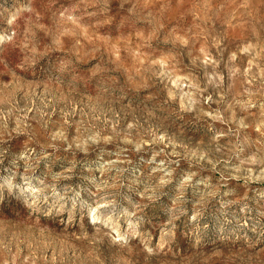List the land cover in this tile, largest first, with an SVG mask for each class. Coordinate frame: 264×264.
I'll use <instances>...</instances> for the list:
<instances>
[{
	"label": "rangeland",
	"instance_id": "rangeland-1",
	"mask_svg": "<svg viewBox=\"0 0 264 264\" xmlns=\"http://www.w3.org/2000/svg\"><path fill=\"white\" fill-rule=\"evenodd\" d=\"M0 264H264V0H0Z\"/></svg>",
	"mask_w": 264,
	"mask_h": 264
}]
</instances>
